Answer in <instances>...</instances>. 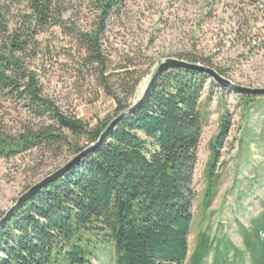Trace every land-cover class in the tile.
<instances>
[{"label": "trees", "instance_id": "obj_1", "mask_svg": "<svg viewBox=\"0 0 264 264\" xmlns=\"http://www.w3.org/2000/svg\"><path fill=\"white\" fill-rule=\"evenodd\" d=\"M90 1L97 14L91 27L81 30L66 25L64 0H0V98L21 105L41 121L13 133L0 122V158L36 148L54 152L66 147L77 154L95 142L110 121L90 127L42 94L25 55L45 28L59 27L73 38L81 52L77 71L83 76L90 71L98 89L113 100L115 116L131 105L143 74L110 71L102 48L107 24L119 17L123 0ZM14 5L23 9L16 20L11 16ZM180 58L209 65L191 54ZM213 82L199 71L165 72L149 99L99 147L43 187L5 223L0 229V264H93L91 244L98 240L112 249L114 264H185L195 197L191 182L208 118L210 97L204 99L203 93L206 87L218 88ZM239 98L245 104L255 99ZM231 124V115L223 114L210 143L205 206L214 186L212 164ZM80 139L85 141L82 146ZM257 221L252 231L241 234L250 258L262 264L264 241H259V234L264 231V209ZM221 243L219 239L214 247L211 264H226L223 256L230 253L229 264L236 263L242 251L228 244L223 253ZM211 250L208 241L197 240L191 264H202Z\"/></svg>", "mask_w": 264, "mask_h": 264}, {"label": "rangeland", "instance_id": "obj_2", "mask_svg": "<svg viewBox=\"0 0 264 264\" xmlns=\"http://www.w3.org/2000/svg\"><path fill=\"white\" fill-rule=\"evenodd\" d=\"M64 4L67 26L91 27L97 14L92 1L64 0ZM118 9L119 17L107 24L102 48L110 71L143 74L133 100L142 94L160 61L181 59L185 54L205 60L208 67L222 71L224 75H220L235 84L264 88V0H123ZM11 10L13 20L23 12L21 5ZM34 40L25 62L36 74L44 96L90 127L115 117L113 100L98 89L90 71L84 76L77 71L81 52L71 36L59 27H49ZM213 83L218 88L206 87L203 93L204 99H210L191 182L195 197L185 264H191L197 240L212 246L202 263L211 264L219 239L223 253L228 244L242 251L234 264H255L245 250L241 231H252L264 209V96H253L255 99L245 104L239 94ZM225 113L231 115L232 124L212 164L214 186L205 206L210 143ZM0 122L13 133L41 121L26 114L21 105L0 98ZM84 144L80 139V145ZM72 156L63 147L54 152L36 148L0 158V217L30 186ZM259 241H264V231ZM91 247L93 264H114L110 247L99 240ZM223 261L232 262V253L225 254Z\"/></svg>", "mask_w": 264, "mask_h": 264}, {"label": "water", "instance_id": "obj_3", "mask_svg": "<svg viewBox=\"0 0 264 264\" xmlns=\"http://www.w3.org/2000/svg\"><path fill=\"white\" fill-rule=\"evenodd\" d=\"M173 69H186V70H194L205 73L208 75L216 84L220 87L227 89L229 92L239 95H250V96H264V88H249L244 87L239 84H235L230 80L221 76L214 69L204 66L200 63L196 62H187L181 59L175 58H167L163 61H160L154 71L152 72L150 79L142 92V94L133 100L131 105L118 113L115 117H113L105 129L101 132L98 139L83 148L77 154H74L67 162H65L61 167L56 169L53 173L45 176L39 182L30 186L25 192H23L15 201V203L4 212V214L0 217V229L5 225V223L14 216L22 205L35 196L43 187L47 184L56 181L57 179L63 177L70 169L76 166L83 158L89 155L93 150L99 147L104 139L108 136V134L114 130V128L128 115L133 114L136 110H138L150 97L151 93L155 89L162 75Z\"/></svg>", "mask_w": 264, "mask_h": 264}]
</instances>
